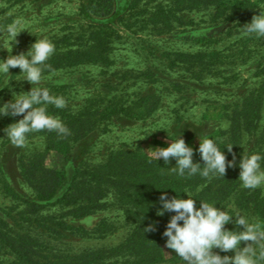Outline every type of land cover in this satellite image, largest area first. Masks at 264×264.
Instances as JSON below:
<instances>
[{"label": "rangeland", "instance_id": "374dc122", "mask_svg": "<svg viewBox=\"0 0 264 264\" xmlns=\"http://www.w3.org/2000/svg\"><path fill=\"white\" fill-rule=\"evenodd\" d=\"M90 1L0 0V60L9 56L3 47H13L11 55H18L45 37L55 45L54 54L83 48L98 23H109L114 28L108 53L111 64L89 62L43 72L46 79L33 87L46 88L51 95L62 97L65 107L74 111L91 98L95 102L113 98L129 107L147 94L159 99L158 106L145 117L119 116L100 121L83 139L71 142L67 160L52 151L46 156V165L57 169L94 165L122 148L153 158L149 149L167 147L180 136L191 148L198 147L200 139L225 137L232 109L264 79V37L244 36L241 29L254 15L264 12V0H250L254 7L244 13L242 0H113L106 16L98 14L105 3L99 0L101 6L88 7ZM9 28L22 31L16 43ZM178 52L204 56L181 61ZM9 73L0 74V106L12 100L13 93H27L32 88L18 67L10 68ZM49 76L51 79H47ZM50 106L54 105L47 108ZM262 111L264 127V101ZM22 118L0 115V219L13 231L36 238L37 257L42 263L124 241L132 225L123 210L111 204L112 196L106 199L109 205L92 215L65 217L75 230L65 229L59 234L48 228L51 221L47 218L60 217L67 208L47 205L38 212L28 209V202L35 200L36 194L21 175V162L28 161V155L44 152L46 136L40 131L31 132L25 147L12 145L4 129ZM256 141L255 137H245L242 146L251 151ZM170 162L172 169L176 161ZM238 189H245L242 183ZM254 190L264 197V186ZM234 200L230 197L223 210L233 216L239 212L249 222L264 226V218L254 207L241 208ZM101 223L107 227L103 236L94 232ZM225 228L243 230L235 224V217ZM166 240L163 237L159 241L163 257L154 264H184L174 250L165 247ZM213 251L221 256L235 255ZM101 254L99 264L124 263L125 257ZM0 264L27 263L0 240Z\"/></svg>", "mask_w": 264, "mask_h": 264}, {"label": "trees", "instance_id": "16d2710c", "mask_svg": "<svg viewBox=\"0 0 264 264\" xmlns=\"http://www.w3.org/2000/svg\"><path fill=\"white\" fill-rule=\"evenodd\" d=\"M100 1L105 4L98 14L106 16L111 12L113 0ZM100 1L91 0L88 7L95 4L97 8L101 6L98 3ZM241 2L244 6L243 13L254 7L250 0ZM105 7L109 9L106 11ZM113 31L114 28L109 23H98V26L89 32L83 48L53 54L42 66L43 72L89 62L111 64L112 59L108 53ZM203 56L202 53L178 52V59L181 61L199 60ZM262 70L264 71V68ZM158 100L154 94H147L140 97L133 106L124 107L113 98L107 102L103 99L95 102L96 99L91 98L77 111L67 107L47 108L48 114L59 118L69 129L70 134L61 136L55 131H40L46 136V149L44 152L28 155V161L26 159L21 162V175L36 194V199L28 202V209L31 212H38L47 205H61L67 208L60 217L47 218L51 221L48 228L59 234L65 229L75 230V225L69 223L65 217L83 218L92 215L109 205L106 199L112 196L111 204L123 210L126 220L132 225V230L124 241L114 247L86 249L81 253L70 254L64 259H49L42 263L37 257L36 238L29 233L13 231L3 219H0V240L12 249L18 259L27 264H99L101 253H109L125 257L123 264L159 262L163 257L159 241L164 237L163 233L171 216L175 215L174 212H165L163 216L156 214L162 207L159 197L165 193L169 199L174 196L187 199V193H184L187 190L196 200L197 208L200 207V201H204L222 210L230 197H234L236 205L244 209L254 207L264 218V197H259L256 190L238 189L241 183L239 163L242 155L258 153L264 157V127L261 124L264 79L244 97L240 105L232 109L230 128L224 133L226 136L214 141L228 161H232L235 154L236 166L227 168L224 177L215 176L208 180L199 173L190 176L187 172L184 176H179L171 170V162L165 164L161 159L155 160L140 151L128 148L112 151L106 161L94 165L64 166L61 169L46 165V156L52 151L63 154L67 160L71 142L83 139L100 121L119 116L145 117L157 108ZM245 137L248 140L251 137L257 139L256 147L251 151H246L244 146H241ZM231 146L232 152H229L227 147ZM198 148L199 146L192 148L193 162L201 164L203 168L204 162ZM260 163L264 168V159ZM201 185L204 187L197 192ZM153 223L156 230L145 232L144 229ZM106 231L107 227L103 223L94 229L100 236ZM242 246H245L244 243Z\"/></svg>", "mask_w": 264, "mask_h": 264}, {"label": "clouds", "instance_id": "9594fccd", "mask_svg": "<svg viewBox=\"0 0 264 264\" xmlns=\"http://www.w3.org/2000/svg\"><path fill=\"white\" fill-rule=\"evenodd\" d=\"M241 29L244 36L255 34L258 38L264 37V12L254 15L251 22ZM9 32L16 43V37L22 31L9 28ZM3 48L7 49L9 56L6 60H0V74L10 76L9 69L18 67L21 75L24 76L23 80L32 85L29 92L18 95L13 93V99L0 106L2 116L23 117L4 129L12 145L25 147L27 135L31 132L48 130L55 131L61 136L69 135L70 131L63 122L47 112L49 104L57 108L65 107L64 99L51 95L46 88L33 87V85H41L46 79L43 76L42 66L55 53V45L45 37L37 39L26 53L11 55L13 47ZM232 147H227L229 152H232ZM149 150L155 160L162 158L165 164L175 159L176 166L171 170L179 176H184L186 172L190 176L199 173L202 177L211 180L215 176L224 177L227 168L236 166L235 154L233 160L228 161L224 152L210 138L200 139L199 142L198 152L204 162L203 168L201 164L193 162L194 150L186 144L182 136L175 141L171 140L167 147ZM262 159L264 157L258 153L242 155L239 163V180L243 188L254 190L264 186V169L260 163ZM203 187L204 185L198 187L197 192ZM184 193H187V199L177 196L169 199L166 193L162 194L159 197L162 207L156 213L157 216H163L165 212L175 213L171 216L163 236L167 237L165 247L174 250L184 264H262L264 262V226L257 222H249L247 217L239 212L235 216L230 215L229 212L208 202L200 201V207L197 208L191 192L185 190ZM229 207L232 208L233 205ZM233 217L235 224L242 226V231H230L225 228V225L232 222ZM144 230L155 231V224H149ZM242 242L244 247H241ZM214 249L222 252L231 251L235 255L221 256L215 253Z\"/></svg>", "mask_w": 264, "mask_h": 264}]
</instances>
